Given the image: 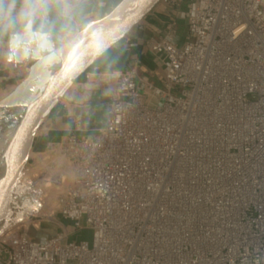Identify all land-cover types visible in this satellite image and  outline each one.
<instances>
[{"label": "built area", "instance_id": "obj_1", "mask_svg": "<svg viewBox=\"0 0 264 264\" xmlns=\"http://www.w3.org/2000/svg\"><path fill=\"white\" fill-rule=\"evenodd\" d=\"M185 30L145 41L158 83L82 75L112 81L105 126L70 114L48 145L59 231L31 239L43 208L14 193L0 264H264V0H189Z\"/></svg>", "mask_w": 264, "mask_h": 264}, {"label": "crops", "instance_id": "obj_2", "mask_svg": "<svg viewBox=\"0 0 264 264\" xmlns=\"http://www.w3.org/2000/svg\"><path fill=\"white\" fill-rule=\"evenodd\" d=\"M121 1L0 0V102L7 100L18 91L20 94L25 82L30 83L35 79L39 66L44 62L48 63L47 70L54 68L58 63L56 56L61 48L90 23L108 15ZM161 3L162 1L88 71L126 72L136 66L141 74L148 75L158 83L162 76L160 63L148 52L145 41L157 36L164 22L175 17L179 28L178 39L182 43L184 36L180 33V28L183 25L185 29L187 17V8L182 11L184 5L175 9L169 5L161 6ZM24 34L25 42H19L18 49L21 54L26 52L31 57L19 64L11 50V43L14 42V36ZM25 73H32L26 81H24ZM82 78L83 76L72 85V87L76 85V91L68 98L74 105L71 113L81 116L85 126L95 122L98 129L102 128L105 126L112 98V81L100 82L87 88L82 82L78 83ZM17 98L19 100V95ZM100 107L105 110H101ZM49 120L55 128L54 132H50L54 136L52 141L55 142L57 132L61 130L66 133L70 121L69 118L65 121L59 113L51 114Z\"/></svg>", "mask_w": 264, "mask_h": 264}, {"label": "water", "instance_id": "obj_3", "mask_svg": "<svg viewBox=\"0 0 264 264\" xmlns=\"http://www.w3.org/2000/svg\"><path fill=\"white\" fill-rule=\"evenodd\" d=\"M160 1L162 0H122L108 15L90 23L86 28L81 30L73 40L61 48L56 56V60L58 63H61V66L51 75L50 80L45 84L40 95L32 97V99L28 101H19L17 98L19 95L18 91L7 100L0 102V118L7 117L11 114H20L21 117L27 119L29 123L28 130L23 133L16 144L19 155L13 167V175L9 177V170L7 167L5 177L0 181V222L6 219L10 214V207L7 200H9L15 190L11 180H17L21 169L24 166L26 167L34 146L36 135L43 121L47 119L59 99L67 92L73 83L88 71L100 57L114 48L137 25H139ZM117 18H121V23L116 25L100 40L90 44L77 61L69 66L67 65L65 53L68 49L73 48L84 38L87 40L93 38L100 30ZM25 39V34L16 35L14 36V42L11 43V50L19 64L23 63L24 59H29L31 57L30 54L26 52L21 54L18 49V43H24ZM25 84L27 85L29 82H25Z\"/></svg>", "mask_w": 264, "mask_h": 264}, {"label": "rangeland", "instance_id": "obj_4", "mask_svg": "<svg viewBox=\"0 0 264 264\" xmlns=\"http://www.w3.org/2000/svg\"><path fill=\"white\" fill-rule=\"evenodd\" d=\"M188 1L189 0H183V12L188 7ZM174 3L177 4V2H174V0H168V2L166 3L162 1L161 6L166 7V5H169L171 7V4ZM182 21H185V17ZM180 33L183 36L186 35V30L184 29L183 25L182 28H180ZM60 66L61 63L59 62L55 65L54 68L49 69L48 72L53 75L60 68ZM30 75L31 73H25L24 81L29 79L31 77ZM82 79H80L78 83L82 82L87 88H90L91 86H89L87 83L85 84L84 79ZM36 84L37 82L35 83V85ZM75 87L71 86L67 90V92L59 99L55 107L52 109V115L59 113L61 114V118H63L65 121H67L68 118L70 121L69 116L74 105L68 98L70 97V94L76 91ZM43 89L44 88H42L39 93L35 94L34 97L40 95ZM100 109L105 110L103 107H100ZM50 115L47 119H45V121H43V124L36 135L34 146L26 167L24 166L21 169L18 179L15 180V185L18 186L20 190H23V192H20V194H23L25 196L24 199L20 198L16 200L18 206H21L25 200L29 199L39 200L41 203V208H43V210L39 213L36 219L31 221V223L37 224V230L32 227L29 228V237L40 242L46 241V239L50 237L49 235H52L54 232L59 231V229L55 227L53 223L54 218H56L57 221L61 220L60 215L56 210L54 201V191L57 190L58 187L53 182V180H55V176L54 172L52 171L53 167L51 166V164H49L53 157L56 155L55 151L49 149L48 146L50 143L54 142L52 141L54 136L51 135L50 132H54L53 130L55 129L54 126L51 125V122L49 120ZM97 127L98 126L95 122L87 124L86 128L88 129V132H86L84 135H95L98 130ZM63 135H65L64 131L60 130V132H57V141H59ZM6 171L7 164L3 163L0 166V181L5 177ZM14 200L15 199L13 198V200L11 201L12 206L14 204H17L16 202H14ZM79 236L81 239L91 241L92 232L89 230H84L79 233ZM70 264H76V262H71Z\"/></svg>", "mask_w": 264, "mask_h": 264}, {"label": "bare ground", "instance_id": "obj_5", "mask_svg": "<svg viewBox=\"0 0 264 264\" xmlns=\"http://www.w3.org/2000/svg\"><path fill=\"white\" fill-rule=\"evenodd\" d=\"M121 23V18H117L100 30L93 38L87 40L86 38L78 42L73 48L68 49L65 53V61L67 65H71L77 61L88 46L92 43L97 42L106 34H108L116 25ZM47 62H44L39 66L35 74V79L26 85L19 94V101L30 100L35 94L39 93L43 86L50 80L51 74L47 70ZM37 80V81H36ZM37 84L35 85V83ZM27 119L22 118L20 114H11L7 117L0 118V166L3 163L7 164L9 170V177L13 175V170L15 166V161L19 152L16 149V144L19 138L24 132L28 130ZM12 185H14L15 191L7 200L9 207H11V201L15 194H20L23 190H20L18 186L15 185V180H11ZM15 193V194H14ZM9 218L2 220L0 222V229L7 227L9 223Z\"/></svg>", "mask_w": 264, "mask_h": 264}]
</instances>
